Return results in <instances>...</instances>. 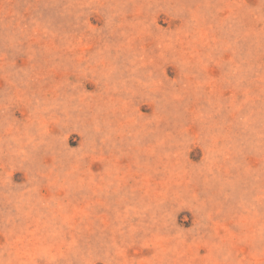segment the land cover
<instances>
[{"label": "rangeland", "instance_id": "1", "mask_svg": "<svg viewBox=\"0 0 264 264\" xmlns=\"http://www.w3.org/2000/svg\"><path fill=\"white\" fill-rule=\"evenodd\" d=\"M0 264H264V0H0Z\"/></svg>", "mask_w": 264, "mask_h": 264}]
</instances>
